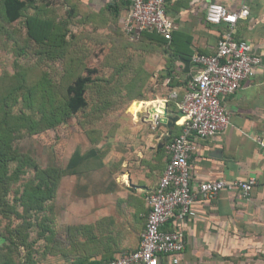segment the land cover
<instances>
[{
    "label": "crops",
    "instance_id": "0c3cea01",
    "mask_svg": "<svg viewBox=\"0 0 264 264\" xmlns=\"http://www.w3.org/2000/svg\"><path fill=\"white\" fill-rule=\"evenodd\" d=\"M42 1L36 0L40 6ZM212 2L229 11L248 7V18L237 23L233 36L252 45L261 57V65L252 79L226 98L230 113L226 130L211 139L194 141L188 159L190 187L196 196L193 214L182 221L172 218L163 228L183 234L185 249L179 255L161 258L160 264H264V147L257 141L264 138V0H167V14L175 27L171 33L173 42L167 45L186 52L213 54L223 27L205 20ZM127 7L128 0H54L47 12L43 8L37 13L43 20L45 13L50 14V21L63 29L60 32L67 39L79 36L83 50L109 52L122 50V44L128 42L123 31ZM166 48L165 44L156 46L162 53V65L150 58L145 64L152 85L159 77L157 87L166 94L145 92L144 86L143 94L132 100L149 102L152 107L142 116L132 110L131 123L117 124L114 138L96 142V167L83 165L73 175H67L65 185L56 193V209H51L50 234L34 240V264H104L137 249L146 228L147 197L170 159L167 146L184 129L176 101L166 104V114L155 121L160 105L157 103L172 91L181 95L179 85L194 72L190 60H185L189 61L186 73L184 60L172 59ZM109 54L99 58L106 61L103 66L119 67L127 61ZM165 65L172 78L165 75ZM169 79L177 87L167 86ZM89 150L79 153L86 155L84 151ZM251 177L256 178L257 185L249 196L223 191L215 200L204 202L197 194L198 186L205 182Z\"/></svg>",
    "mask_w": 264,
    "mask_h": 264
},
{
    "label": "rangeland",
    "instance_id": "374dc122",
    "mask_svg": "<svg viewBox=\"0 0 264 264\" xmlns=\"http://www.w3.org/2000/svg\"><path fill=\"white\" fill-rule=\"evenodd\" d=\"M30 1H26L21 19L15 23H8L0 15V155L8 158L4 168L0 165V176L4 177L0 182V264H34L37 245L34 240L45 233V221L51 219L57 190L65 185L67 175L63 174L56 184L54 199L45 205V211L34 209L31 202L23 205L20 197L26 188L36 184L43 188L54 185L47 182L50 174L43 180L37 177L34 167L64 171L72 155L82 149H90L84 151L88 160L97 162L96 141L114 138L117 124L131 123L132 117L134 120L132 107L140 101L132 99L143 94V87L147 88L145 92L161 96L167 92L157 87L161 83L159 77L153 86L144 75L150 74L146 66L150 59L162 65L161 51L146 40L134 42L125 51H86L75 34L69 36L65 59L52 56L50 46L37 43L32 26L26 24L34 15L39 16L40 9L47 12L54 0H43L42 6L36 0ZM1 6L2 0L0 12ZM44 18L49 21L50 14L45 13ZM58 46L54 48L56 52L61 49ZM104 53L127 61L119 67L103 66L102 62L106 61L99 58ZM87 62L94 65L88 66ZM134 70L139 73L137 82ZM89 75L93 83L86 89L87 106L52 127L67 101L68 86L78 77Z\"/></svg>",
    "mask_w": 264,
    "mask_h": 264
},
{
    "label": "built area",
    "instance_id": "2783aa9c",
    "mask_svg": "<svg viewBox=\"0 0 264 264\" xmlns=\"http://www.w3.org/2000/svg\"><path fill=\"white\" fill-rule=\"evenodd\" d=\"M129 2L123 29L129 40L137 41L143 32L156 33L165 40L171 39L175 27L167 14V0ZM248 16L246 5L238 11H229L216 2L208 5L206 22L223 27L215 51L211 55H192L190 64L194 72L182 88L181 100L178 101V92L172 91L162 100V108L155 114V121L161 119L166 104L176 101L178 113L184 118V129L167 146L170 159L156 188L147 197L149 212L146 228L140 235L135 251L104 264H160L161 258L179 255L185 249L183 234L163 228L172 218L182 221L193 214L196 196L190 187L188 159L194 150V141L211 139L226 130L230 124L226 98L252 79L261 65V57L254 52L252 45L233 37L237 23ZM257 141L264 147V138ZM255 185L257 180L254 177L233 182L219 179L200 184L197 194L204 202L215 200L223 191H237L249 196Z\"/></svg>",
    "mask_w": 264,
    "mask_h": 264
},
{
    "label": "trees",
    "instance_id": "16d2710c",
    "mask_svg": "<svg viewBox=\"0 0 264 264\" xmlns=\"http://www.w3.org/2000/svg\"><path fill=\"white\" fill-rule=\"evenodd\" d=\"M26 1L27 0H2L0 15L8 23L17 22L18 20L21 19L22 13L25 10V8L27 7ZM129 5H130V2L128 0V7L127 8H129ZM30 19H31L30 20L31 22L29 21L26 25L28 27L32 26L31 29H32L33 34H34V40L39 44H48L51 48L50 52H52V54H53L52 56H54V57L62 56L65 59L66 55H67V53H66L67 49L65 48V46L67 44H69L68 39L66 38L67 37L66 34L63 32H60L61 29H59L54 24V22H52L50 20L49 21L43 20L42 17L35 16V15ZM31 23H32V25H30ZM77 38L79 39V36ZM126 38H127L128 42H127V44H122V50H120V51H125L127 46H129L131 44L133 45L134 42H137L138 40H146L149 42L150 46H153V47L165 44V46H167V48L165 49L166 53L170 54L172 59L178 58L177 59L178 61H179V59L180 60L181 59L190 60L192 55L194 54L193 52H186V51L180 50L178 48L173 49L172 48L173 44H170L168 46L167 44L173 42V35H172V38L170 40H165L163 37H161L160 35H158L156 33L143 32L137 41H131V40H129V38L127 36H126ZM57 45H60L58 47L61 48L58 52H56V50L54 49ZM146 47H144V48H146ZM64 52H65V54H64ZM109 56H112V58H116V56H113L111 53L109 54ZM80 59L81 58H77V60H80ZM68 66H69V63H68ZM75 66H77V65H75ZM93 72H95V70L91 71V73H93ZM134 74L137 75L136 82L139 81L138 71L135 72V70H134ZM171 74H172L171 70L167 69L165 75L169 76V78H172ZM145 76L147 77L146 74H145ZM133 78H135V76ZM141 79H143V77ZM141 82L144 84L145 81L141 80ZM186 82H187V80L184 81V83H181V85H179V86L184 88ZM92 83H93V79L90 77V75L84 76V77L80 76L75 80V82L73 84L68 86V88H67V101L64 105V108H62L63 111L61 112L57 121L52 122V125H51L52 127H57L58 125L63 123L65 120H67L69 117L74 116L80 110L84 109L87 106V100L85 97V93H86V89L88 88V85L92 84ZM166 85L169 87H175V86L177 87V85L174 82H171L170 79H169V82L166 83ZM181 98H182V94L179 95L178 101H180ZM169 102L167 104H170ZM57 115H59V113H57ZM96 156H97V158L99 157L98 154H96L95 157ZM88 159H89V157H87V154L81 155L79 153V151H77L70 158V160H69L64 171H63V169H60V168H46L44 170H41V169L37 168V166H35L34 168L37 171V177L40 176L44 180L45 178H47L46 177L47 174H50V176L47 178L48 179L47 182L51 183V184L54 183V185L53 186L51 185V187L47 186V187L43 188L41 186V184H36L34 187L30 186L29 188H26L23 191L22 196L20 197L21 203L24 205V204H27L25 202H31L35 206L34 209L39 208L40 210L45 211V209H44L45 205L54 199V194L56 193V190L58 187V185H56V184L58 182V179L60 177H62L63 174L73 175L75 173V169L80 167V166H83V165L85 167L89 166V169L91 167H96V164L98 162H94L93 159H90V160H88ZM0 160H1L0 165L2 166V168H4L6 161L8 162L7 156L6 155L3 156V154H1ZM51 173H53V174H51ZM2 175L3 174H1V176H0V182H2V180L4 179V177H2ZM1 184L3 185V183H1ZM45 222H46L45 223L46 229H44V232L50 234V232H51V230H50V219H47ZM45 233H43V234L41 233L39 235H44Z\"/></svg>",
    "mask_w": 264,
    "mask_h": 264
},
{
    "label": "bare ground",
    "instance_id": "6f19581e",
    "mask_svg": "<svg viewBox=\"0 0 264 264\" xmlns=\"http://www.w3.org/2000/svg\"><path fill=\"white\" fill-rule=\"evenodd\" d=\"M159 105L158 110L162 108V102L157 103ZM152 107L149 102H139L136 106L132 107L136 116H142L147 108Z\"/></svg>",
    "mask_w": 264,
    "mask_h": 264
},
{
    "label": "water",
    "instance_id": "95a60500",
    "mask_svg": "<svg viewBox=\"0 0 264 264\" xmlns=\"http://www.w3.org/2000/svg\"><path fill=\"white\" fill-rule=\"evenodd\" d=\"M183 63H184V65H185V72L187 73L188 72V67H189V61H182ZM191 77H189L188 79H190ZM166 114V109H165V111H164V115ZM162 121H164V120H162ZM161 121V122H162ZM167 121V120H166Z\"/></svg>",
    "mask_w": 264,
    "mask_h": 264
}]
</instances>
